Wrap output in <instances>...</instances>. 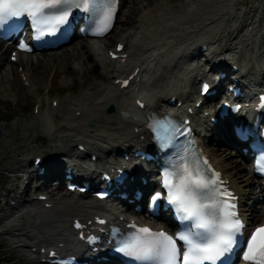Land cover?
<instances>
[{"label":"bare ground","instance_id":"bare-ground-1","mask_svg":"<svg viewBox=\"0 0 264 264\" xmlns=\"http://www.w3.org/2000/svg\"><path fill=\"white\" fill-rule=\"evenodd\" d=\"M124 1L129 2V0ZM244 1L187 0L180 7H176L172 0H148L147 3L142 0H130V9L122 28L124 34L117 41L125 43V49L122 53L132 54L124 64H120L119 61L108 62L106 60V55L103 52L104 46H107L106 40H100L98 43L78 42L73 48L67 46L60 50L61 52H54L53 55L42 53L35 57L28 56L26 59L19 55L17 63H12L10 57L9 59L6 57L10 49L9 47L4 48L3 43L0 42V80H4L5 77L11 75V71L12 75L15 76V72L12 70L14 64H17L18 67L24 66L25 75L28 76L29 80L34 69L50 65L49 58L52 57L51 65H53L54 77L48 90L51 93L55 77L62 75L76 77L78 70L73 60H79L80 69L85 74L86 82L80 83L76 79L73 91L81 88L89 91L81 99L70 103L72 110L70 114L68 110L61 114H57L55 113L56 110H53L54 113L46 112L42 116L43 123L49 132L51 146L56 148L63 144L64 137H74V134H77L82 136L83 139L79 143L88 144L95 148L101 146L102 150L99 152L102 153L105 150L107 154L113 155V152L123 147H130V144L138 145L140 143L139 135L144 134V121L141 117L138 118L139 120L132 118L128 122L122 121L120 111L127 110L131 112L132 102L127 98L126 91L122 93L115 84V80L121 75L128 76L131 74V70L138 67L140 78L142 80L148 79L143 98L149 105L142 112L144 114L146 112L160 113L166 106V101L173 96L183 99V95H185L186 100L189 102L195 96L194 82L196 78L202 75L201 69L192 67L195 60L193 48L199 43V40L205 39L211 45L221 44L228 40L229 28L242 24L244 21L248 38L243 39L240 37L235 40L233 42L234 47H228L220 57L227 54L232 56L238 54V58H246L251 62L253 57H246V53H244V47L249 44H258L259 50L263 48L261 53L264 55V0H255L253 11H250L247 18L242 20L241 15L246 13ZM143 8H147V11H144ZM251 26H253V29L250 33ZM253 32L255 38L253 37V42H250ZM117 42L114 47L117 46ZM215 49L223 51L221 47ZM240 49L241 52H239ZM245 49L247 53L251 54L249 48L245 47ZM64 62H67L68 66L65 67ZM34 65L36 67L32 68ZM256 66H258V70L255 73L260 76L262 74L261 69H264V60L263 63L260 61ZM42 69H44V73L50 70L48 67ZM88 71L91 75H86ZM92 77L98 81L92 83ZM138 84L136 83L135 87ZM40 89L39 85L37 91H40ZM189 93L190 95L187 96ZM29 94L35 95L33 89L29 90ZM42 102L40 98H37L36 104L41 106ZM110 105L115 106L116 110L108 114L105 110ZM78 111H81L80 115H77ZM55 120H59L61 123L55 124ZM90 122L94 123V129L87 127ZM139 125L141 128L138 129V133H135L133 129L139 127ZM59 134V139L53 138ZM3 135L5 134L0 132V137ZM86 138L92 139L93 143L85 140ZM221 143H223V140L216 147L209 148L208 152L215 163L224 171L225 176L230 178L231 184L239 192L243 202L252 200L255 196L258 198L259 205H256L253 209H248V211L251 210L250 215L255 224L263 222L264 189L256 183L251 175L247 174L250 168L247 159L244 157L243 160L234 159V156H237L238 153L235 151L230 152L229 147L225 143H223L224 145H221ZM59 150L61 151L57 152L55 149L50 158H54L57 153H62V156L65 157L68 155V151H73L71 146L69 150ZM95 153L98 152L95 151ZM20 168V166L13 167L12 171L18 172ZM51 175L62 179V173L58 168H53ZM35 176L34 173L30 174L32 179ZM40 188L48 190L50 185H42ZM63 188L64 183L61 182L56 189L52 190V193L58 191L59 196L49 197L45 201L53 203L52 209L33 212V216L35 214L39 215V219L34 221L36 229L42 226L47 236L36 232V229L32 228L34 226H32L31 220L28 221L27 228L21 227L14 219L15 214L2 218L1 223L6 224L0 230V236H9L12 239L11 242L16 245L14 249L28 252V249L32 246L23 243L22 238L31 240L33 244L36 240L49 242L50 238L56 236L71 238L68 235L67 226L68 216L71 215L70 211H78V215L83 216L88 215L89 212L84 213L81 210L82 207L90 209V213L94 209L105 207L104 203L93 201L87 196L81 195L77 199L71 198L68 196L69 193H64ZM45 202L41 203L45 204ZM38 204L40 203H35V205ZM29 206L34 205L31 203ZM16 214H22V210L19 208ZM32 233L34 234L33 237H31ZM26 259L33 264H39L30 255Z\"/></svg>","mask_w":264,"mask_h":264},{"label":"snow or ice","instance_id":"snow-or-ice-1","mask_svg":"<svg viewBox=\"0 0 264 264\" xmlns=\"http://www.w3.org/2000/svg\"><path fill=\"white\" fill-rule=\"evenodd\" d=\"M115 4L116 0H0V27L27 15L39 32L37 39L55 37L69 23L71 9L82 8L102 18L97 31L102 35L111 25ZM51 9L56 11L50 12ZM207 87L204 86L205 91ZM171 138L170 134L163 137L166 142ZM202 163L206 162H196L195 169L186 164L177 165L175 171L165 169L161 185L167 195L156 192L152 197L153 201H166L180 221L190 222L189 226L173 235L133 223L119 241L118 252L147 264H230L247 225L239 215L234 193L221 187L219 173L202 174ZM240 259L249 264H264V224L243 240Z\"/></svg>","mask_w":264,"mask_h":264},{"label":"rangeland","instance_id":"rangeland-1","mask_svg":"<svg viewBox=\"0 0 264 264\" xmlns=\"http://www.w3.org/2000/svg\"><path fill=\"white\" fill-rule=\"evenodd\" d=\"M147 3L148 0H142ZM176 7H180L187 0H172ZM253 0L244 1L245 7L248 3L247 10H253L252 2ZM130 0L128 3L123 4V9L119 17V22L117 28L112 33L111 37L107 38L108 45L114 46L115 42L122 38L124 34L123 25L126 15L130 9ZM147 11V8H143ZM234 35L240 29L231 28L234 31ZM78 42H73L68 47L73 48ZM230 44L228 43V47ZM9 52L6 57H9ZM57 52V51H56ZM61 52V51H60ZM47 54H54L50 52ZM50 57L49 64H52ZM77 67L76 77L73 75H62L60 77H55L54 87L51 93L48 92L49 86L51 85V78L54 77L53 65H44L41 68L36 67L32 72L33 87L36 89V96L43 100V112L51 111L50 105L52 99H58L60 101V111L58 114L69 111L72 112L70 108V103L74 100L81 99L88 92L87 89H78L73 91L76 79L80 83L86 82L85 74L80 69V61L73 60ZM63 65L68 66L67 62ZM250 66V64H249ZM6 67V66H5ZM48 67L44 73V69ZM61 67V65H59ZM7 68V67H6ZM17 66H14V72ZM103 71V70H102ZM86 75H91L88 71ZM94 77L91 78V82H97ZM40 85V91H37L38 84ZM109 82V81H108ZM23 82L18 77L15 72V76L8 75L4 80H0V132L3 136L0 137V197H3L7 190L12 187L14 183L13 178H9L12 174L11 167L20 166V164L27 162V160H32L33 157L38 153L39 150L48 149L49 154L53 150L49 147V142L47 139V132L43 129L42 123L35 119L33 113V106L37 97H31L28 95L27 86H23ZM26 87V88H25ZM60 123V121H59ZM67 144H72L73 141L68 138L65 141ZM75 144V143H74ZM231 152V150H230ZM240 155L234 156V159H241ZM41 192V191H40ZM4 208L0 206V230L4 227L6 223H1L2 218L6 217L7 214ZM9 214V213H8ZM29 219L28 217L22 218V223L24 226L27 225ZM12 244L10 238L2 235L0 236V248L1 252L5 254V259L10 262V264H31L27 260H23V256L20 252L12 249Z\"/></svg>","mask_w":264,"mask_h":264}]
</instances>
